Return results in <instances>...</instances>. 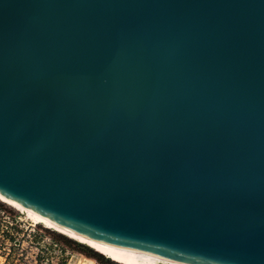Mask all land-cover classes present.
I'll use <instances>...</instances> for the list:
<instances>
[{"label": "water", "instance_id": "1", "mask_svg": "<svg viewBox=\"0 0 264 264\" xmlns=\"http://www.w3.org/2000/svg\"><path fill=\"white\" fill-rule=\"evenodd\" d=\"M0 195L112 247L264 264V0H0Z\"/></svg>", "mask_w": 264, "mask_h": 264}, {"label": "rangeland", "instance_id": "2", "mask_svg": "<svg viewBox=\"0 0 264 264\" xmlns=\"http://www.w3.org/2000/svg\"><path fill=\"white\" fill-rule=\"evenodd\" d=\"M9 222L11 226H8ZM88 251L98 254L103 260L100 262L86 255ZM0 264L120 263L84 243L34 222L24 211L0 199Z\"/></svg>", "mask_w": 264, "mask_h": 264}, {"label": "bare ground", "instance_id": "3", "mask_svg": "<svg viewBox=\"0 0 264 264\" xmlns=\"http://www.w3.org/2000/svg\"><path fill=\"white\" fill-rule=\"evenodd\" d=\"M0 199L4 201L5 203L20 209L24 211L28 217H30L34 222L40 223L45 225L48 228H52L70 238H73L81 243H84L85 245L91 247L97 252H100L101 254L105 255L112 261H115L120 264H183V263H177L172 260H168L153 254H147L137 251H131V250H125L120 249L116 247L109 246L107 244L95 241L93 239L84 237L82 235H79L75 232H72L70 230H67L56 223L50 221L49 219L43 217L42 215L35 213L31 210H28L26 208H23L22 206L8 200L4 196L0 195Z\"/></svg>", "mask_w": 264, "mask_h": 264}, {"label": "trees", "instance_id": "4", "mask_svg": "<svg viewBox=\"0 0 264 264\" xmlns=\"http://www.w3.org/2000/svg\"><path fill=\"white\" fill-rule=\"evenodd\" d=\"M79 248H80V246H78ZM86 255H88V256H90V257H92V258H94V259H96V260H98V261H102L103 260V258L101 257V256H99L98 254H95V253H93V252H87L86 253Z\"/></svg>", "mask_w": 264, "mask_h": 264}, {"label": "built area", "instance_id": "5", "mask_svg": "<svg viewBox=\"0 0 264 264\" xmlns=\"http://www.w3.org/2000/svg\"><path fill=\"white\" fill-rule=\"evenodd\" d=\"M8 226H11V222L8 223Z\"/></svg>", "mask_w": 264, "mask_h": 264}]
</instances>
